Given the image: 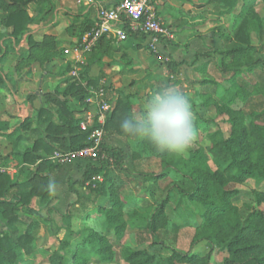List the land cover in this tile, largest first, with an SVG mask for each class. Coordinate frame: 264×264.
I'll list each match as a JSON object with an SVG mask.
<instances>
[{"label":"trees","instance_id":"1","mask_svg":"<svg viewBox=\"0 0 264 264\" xmlns=\"http://www.w3.org/2000/svg\"><path fill=\"white\" fill-rule=\"evenodd\" d=\"M260 3L264 5V0H207V4L222 8L221 15L232 14L239 19L233 34H222V50L218 51L224 58L232 57L231 64L218 63L210 53H196V60L208 57L197 67L204 78L193 82L200 88V105L213 106L217 111V117L209 121L215 128L207 133L208 148L196 143L186 151L187 156H177L158 151L146 139L125 137L120 122L135 112L134 104L129 95L114 92L110 83L103 85L107 100L116 99L104 125L106 135L117 134L133 142V165L140 175L153 179L148 186L149 195L154 197L158 193L159 196L153 201L147 197L142 199L144 212L140 208L126 212L127 199L121 196L124 180L116 173L123 168L126 152L104 143L96 158L87 159L81 179L69 184L70 191L77 195L71 205L83 207L87 217L102 218V230L89 227L75 233L79 241L63 240L61 249L50 256V264H68L66 247L72 254L70 264H87L92 256L101 261H114L117 253L109 236L113 234L121 241L129 226L137 228L136 242L141 246L121 247V257L127 264H211L216 248L227 254L220 264H264V209L260 208L264 205V191L254 189L258 206L249 205L247 211L242 212L234 203L241 190L230 188L231 184H242L249 178L257 185L264 184V70L258 67L264 65V15L258 10ZM95 18L96 14L94 19L87 16L80 24V38L91 29ZM31 22L24 0H0V26L12 29L4 41L6 47L12 44L11 38L20 41ZM128 33L129 37L137 36L129 29ZM252 33L258 35V46L253 44ZM51 39L46 37L36 42L29 36L28 42L30 46L42 47ZM116 44L114 38L102 37L88 53L89 62L92 59L101 61L117 49ZM257 53L260 57L254 58ZM67 69L72 70L73 66L68 65ZM88 74L89 65L83 66L79 77L70 76L62 92L64 96L78 98L86 108L90 89L101 85L99 77L91 78ZM248 74H253L256 81L247 79ZM55 103L57 115L40 109L36 127L31 128L32 121L26 119L11 133H0L12 143V155L19 162V174L15 177L0 172V264H23L34 256L36 231L52 220L50 216L41 215L34 206L36 201L44 206L48 215L56 212L57 197L51 178L40 173L41 168L55 171L62 167L51 154L57 147L78 150L89 145L91 129L81 128L82 119L75 118V111L66 100L57 98ZM24 140L33 142L21 149ZM8 160L6 157L0 163L7 164ZM151 160L159 162V173L145 170ZM172 170L189 181L192 188L186 190L177 183H169L158 192L159 181ZM77 185L83 191L75 189ZM176 190L188 214L181 212L180 220L171 221L166 208ZM22 211L30 217L38 212L39 219L28 222L21 217ZM71 217L72 214L67 213L64 219L70 223ZM189 224L194 227L192 243L206 242L209 246L206 255L174 248L181 230ZM156 245L169 246L171 254L163 257L151 252L150 247Z\"/></svg>","mask_w":264,"mask_h":264},{"label":"crops","instance_id":"2","mask_svg":"<svg viewBox=\"0 0 264 264\" xmlns=\"http://www.w3.org/2000/svg\"><path fill=\"white\" fill-rule=\"evenodd\" d=\"M94 1L97 6H112L120 0ZM152 2L158 8L161 18L174 32L178 43L181 42L184 47L187 38L195 39L190 43L189 50H192L199 40L196 33L197 24L203 20L210 21L213 18L211 16L221 17V7L216 4H207V0H152ZM25 8L32 22L20 41L11 38L12 44L6 47L4 41L6 42L12 29L0 26V35H2L0 39V77L2 79L0 84V133H11L26 119L32 121L31 128L36 127L37 114L42 108L57 115L58 106L55 103L57 98L67 101L68 106L75 111V118L83 119L85 116L86 106L83 102L76 97L62 94L69 83L68 79L72 71L67 67L77 64L76 57L65 55L64 49L75 45L80 39L78 27L87 16L94 19L95 7L89 6L86 1L79 3V0H26ZM29 36L36 42H42L46 37L53 39L42 47H33L28 42ZM110 38L107 37V39ZM145 45H147L146 36L137 34L127 41H117V49L110 55L104 56L101 61L92 59L89 62L88 54H85L78 65L81 69L89 65L88 75L91 78L99 77L100 84L110 83L114 92L122 93L121 80L125 82L131 78H144L137 77L139 71L136 73L135 70L143 68V64L147 62L152 64L154 61V58L150 56L151 52L147 55L148 50H145ZM174 47L168 46V52L172 54ZM197 53H203V51L199 49ZM175 60L179 61L176 58ZM146 68L149 67L146 66ZM148 73L150 75V72ZM132 90L126 89L125 94L135 93ZM133 98L131 100L134 110L138 112L136 100ZM108 102L113 108L115 107L116 99ZM118 137L125 138L111 134L106 136L105 142L110 146L112 141L114 142ZM32 142L24 140L20 148H27L32 145ZM54 144L57 145L56 142ZM0 153H2L0 160L9 158L7 164L0 163V167L10 166L12 169L8 174L11 177L18 175L19 162L12 155V143L2 135H0ZM40 162L41 160L37 164ZM78 164L83 166V168L77 167L82 176L87 162L79 160ZM73 168L74 165L68 163L55 171H49L46 167L41 168L40 173L50 176L51 181L54 182L61 175L67 176Z\"/></svg>","mask_w":264,"mask_h":264},{"label":"rangeland","instance_id":"3","mask_svg":"<svg viewBox=\"0 0 264 264\" xmlns=\"http://www.w3.org/2000/svg\"><path fill=\"white\" fill-rule=\"evenodd\" d=\"M24 1L26 3V0ZM258 10L262 15H264V5L262 3L258 5ZM211 17L213 18H211L210 21L206 22L205 20H203L197 24L196 33L199 40H197V44L193 46L192 50H189V47L191 46L190 43L195 39L191 37L187 38V42H184V47L183 45H181V42L178 43L176 41L175 37L170 41L160 44L156 51L145 45V50H148L147 55L151 54L150 50H152L153 53L150 56L154 58V61L152 64L150 62H147V64H143V68L135 70L136 73L139 71L137 77L144 78H131L125 80V82H122L121 80V92L124 95H127L125 94V91L129 88L131 90L133 89L132 91L135 92L133 94H129V96L131 97V99L132 97H134L133 99L136 100V109L138 111L146 103L150 95L159 89L165 87H176L182 90L193 106V112L196 119V139L193 143V146L197 143L202 145L204 148H208L209 144L207 133L215 128V125L210 123L209 121L217 117V111L213 106L204 107L200 105V88L198 85H194L193 82L204 78V75L197 69V67L205 63L208 57L203 56L197 58L196 60V53L199 49H201L203 53H210L213 59H215L218 63L231 64L233 58H224L221 54L218 53V51L222 50V34H233L235 27L239 23V19L235 18L232 14L221 15V17ZM252 40L253 44L256 46L260 44L258 35L256 33H252ZM168 46H175L177 48H172L173 53L171 54L168 52ZM256 57H260V54H255L254 58ZM175 58L179 59V61H176ZM146 66H148L149 68H146ZM258 67L260 70H264L263 64H260ZM148 72H150V75H148ZM246 77L252 82L256 81V77L253 74H248ZM225 128L229 130V126L225 125ZM106 136L107 135H105V138ZM104 143L107 144L105 140ZM133 145V142H131L130 140L118 137L114 142L112 141V144L110 146L120 147L126 152L123 168L116 170L117 175H119L121 179L124 180V185L121 188V196L124 199H127L125 211L128 212L132 211L133 209L140 208V210H143L144 212L145 204L142 202V199L144 197H147L148 199L153 201L159 195L158 193L154 195V197L149 195L150 191L148 189V186L154 182L153 179H148L147 177L140 175L136 171L131 159ZM6 150L9 151V149ZM59 150L65 151L66 149L60 148ZM3 151L4 150H2V153L4 154ZM2 153H0V157H2ZM184 155L187 156V152H185ZM78 161L79 160H73L69 162L74 165V168L67 174V176L61 175L56 178L54 182L51 181V185L54 188V194L57 197L55 203L56 212H54L52 215H48L47 211L44 209V206L40 205L38 201H36L34 206L36 207V209H39L41 215H43L44 217L50 216L52 220H50L49 223L39 226L38 230L36 231L37 239L34 242V256L25 260L23 264H50V256L55 251H59L61 249V243L63 240L69 239L71 241H79L80 237L75 233L79 230L87 229L89 227H93L98 231L102 230V218L100 219L95 215L87 217L85 215L83 207L78 205H71L76 201L77 195L74 192L70 191L69 184L73 183L74 181L80 180L82 177L80 176L77 167L83 168V166H81V164H78ZM84 161L87 162V159ZM65 164L68 163H64L62 164V166ZM211 164L216 167L213 161H211ZM145 170L155 174L161 171V167L158 161L151 160L150 164L146 166ZM101 179H103V177H101ZM169 183H177L186 190H190L192 188V185L189 181L183 178V176L178 172L172 170L168 172L166 178L159 181L158 192H160L161 189L167 186ZM230 188H239L241 190L240 194L234 198V203L241 208L242 212H246L249 205L253 207L258 206L253 191L254 189L264 191V184L257 185L254 179L249 178L242 184H231ZM75 189H80V186H75ZM80 190L83 191V189ZM260 208L264 209V205H261ZM166 211L171 221L180 220L181 212H185L186 214H188L185 203L180 197L178 190H176L172 201L166 208ZM37 213L38 212H36L33 217H30L27 214H24V211H22L20 212V215L24 220L30 222L34 219H39V215ZM67 213L72 214L70 223H67L64 219V216ZM136 231V227L129 226L121 241H117L116 237L113 236V234L109 236L110 240L114 243V250L117 253L116 259L114 261H101L97 256H92L87 264H127L121 257V247L124 245H129L132 247L141 246L136 242ZM193 233V224H189L188 226L183 228L180 232L177 242L174 245V248L183 252L197 253L201 256L206 255L209 252V246L206 244V242L193 244ZM65 250V261L66 263L70 264L73 261L72 254L69 248L66 247ZM150 251L158 253L163 257L169 256L172 252L171 248L166 245L152 246L150 247ZM226 255V252L220 250L219 248H216L211 257V264L222 263Z\"/></svg>","mask_w":264,"mask_h":264},{"label":"built area","instance_id":"4","mask_svg":"<svg viewBox=\"0 0 264 264\" xmlns=\"http://www.w3.org/2000/svg\"><path fill=\"white\" fill-rule=\"evenodd\" d=\"M85 1L89 6L95 7L96 18L91 29L86 31L75 45L64 49L65 55L76 57L77 64L70 72L72 77H79L81 68L78 63H81L82 57L90 53L104 36L123 42L129 38V29L134 34H144L147 46L154 51L160 44L175 37L152 0H120L112 6H97L94 0H79V3ZM103 85L90 89V95L86 99L88 107L80 123L82 129H91L89 145L78 150L57 149L51 156L54 161L64 164L73 160L94 159L98 156L106 135L104 125L113 110L106 98ZM0 172L10 173L11 168L0 167Z\"/></svg>","mask_w":264,"mask_h":264},{"label":"clouds","instance_id":"5","mask_svg":"<svg viewBox=\"0 0 264 264\" xmlns=\"http://www.w3.org/2000/svg\"><path fill=\"white\" fill-rule=\"evenodd\" d=\"M128 138L146 139L158 151L183 155L196 139V119L186 94L176 87L153 92L138 112L120 122Z\"/></svg>","mask_w":264,"mask_h":264}]
</instances>
